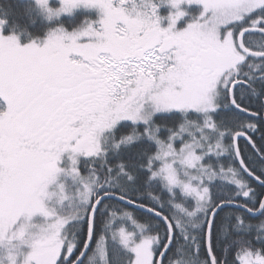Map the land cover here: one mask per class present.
I'll list each match as a JSON object with an SVG mask.
<instances>
[{
	"label": "snow or ice",
	"instance_id": "obj_1",
	"mask_svg": "<svg viewBox=\"0 0 264 264\" xmlns=\"http://www.w3.org/2000/svg\"><path fill=\"white\" fill-rule=\"evenodd\" d=\"M0 264H264V0H0Z\"/></svg>",
	"mask_w": 264,
	"mask_h": 264
},
{
	"label": "rangeland",
	"instance_id": "obj_2",
	"mask_svg": "<svg viewBox=\"0 0 264 264\" xmlns=\"http://www.w3.org/2000/svg\"><path fill=\"white\" fill-rule=\"evenodd\" d=\"M198 7H199L198 5H192V6H189L188 10L191 12H195Z\"/></svg>",
	"mask_w": 264,
	"mask_h": 264
}]
</instances>
